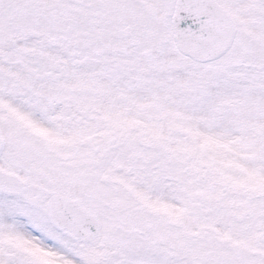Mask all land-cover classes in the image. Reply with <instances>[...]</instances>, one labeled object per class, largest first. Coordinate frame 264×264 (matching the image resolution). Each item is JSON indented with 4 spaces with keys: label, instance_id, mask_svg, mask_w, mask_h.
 <instances>
[{
    "label": "rangeland",
    "instance_id": "obj_1",
    "mask_svg": "<svg viewBox=\"0 0 264 264\" xmlns=\"http://www.w3.org/2000/svg\"><path fill=\"white\" fill-rule=\"evenodd\" d=\"M175 1L0 0V115L20 122L0 157L2 263L264 264V16L218 0L237 37L200 64L175 47ZM39 14L56 50L23 32ZM14 181L21 196L1 188ZM55 194L101 217L97 240L50 223Z\"/></svg>",
    "mask_w": 264,
    "mask_h": 264
},
{
    "label": "water",
    "instance_id": "obj_2",
    "mask_svg": "<svg viewBox=\"0 0 264 264\" xmlns=\"http://www.w3.org/2000/svg\"><path fill=\"white\" fill-rule=\"evenodd\" d=\"M172 32L180 53L198 63L213 62L233 44L236 26L228 12L215 0H177ZM47 207L49 220L84 243L93 242L102 228L97 215L69 197L54 195Z\"/></svg>",
    "mask_w": 264,
    "mask_h": 264
},
{
    "label": "flooded vegetation",
    "instance_id": "obj_3",
    "mask_svg": "<svg viewBox=\"0 0 264 264\" xmlns=\"http://www.w3.org/2000/svg\"><path fill=\"white\" fill-rule=\"evenodd\" d=\"M52 2V0H50ZM245 0H242V2ZM258 1V2H257ZM256 2L257 5L260 6V8H256L254 11V14L258 13L261 15L260 17L262 18L264 16V0H253V4L256 6ZM52 15V13L50 14ZM50 15H43V14H39L38 16H36V18L34 19V25H32L31 27H33L34 29H28L26 31H23L25 34H29L28 38L33 39L35 42H38L40 44V47H45V48H49V49H54L56 50L58 48L57 43H58V31H57V20H55V18L53 20L50 19ZM238 26V25H237ZM4 31H0V36L1 34H4ZM37 65L42 64V62L40 63H35ZM52 105V104H51ZM50 105V106H51ZM3 112V111H1ZM3 114V113H1ZM14 117V115H12ZM15 119H13L12 121L9 119L8 116L5 117H1L0 115V157H4L5 155V151H6V147L8 144L5 143V141L8 143V137L10 135V133L13 134H17L20 133V128L19 127H15L13 124L15 123H20L18 119H16V117H14ZM18 122H17V121ZM9 151V150H8ZM2 160V159H0ZM15 168L18 170L19 167L15 166ZM0 174L2 175V177L8 178L9 180L12 178H14V175L12 173H8L7 171L2 170L0 168ZM15 184V187L17 189H7L5 185H2L1 188L4 190V192H7L9 194L13 193L15 196H21V191H22V187L23 184L22 182H13ZM13 191V192H12ZM135 232H137V230L133 229L132 230V235L135 234Z\"/></svg>",
    "mask_w": 264,
    "mask_h": 264
},
{
    "label": "bare ground",
    "instance_id": "obj_4",
    "mask_svg": "<svg viewBox=\"0 0 264 264\" xmlns=\"http://www.w3.org/2000/svg\"><path fill=\"white\" fill-rule=\"evenodd\" d=\"M12 233L14 234V236L16 237L18 243L21 245V247L25 248V249H34V252L36 253L37 256H43L44 252L46 251L45 248H41L37 246V241L33 238L30 230H28L25 226L22 227L20 225H18V227L12 231ZM6 244L9 245L10 247V242L9 241H5ZM49 255H52L53 257V261L55 262H60V257L61 255H63L58 249H54V250H50ZM64 257H66L63 261H61V264H80L81 260V256H77V255H63ZM3 262V253L0 251V264H4Z\"/></svg>",
    "mask_w": 264,
    "mask_h": 264
}]
</instances>
